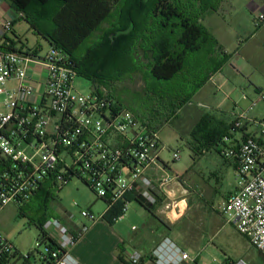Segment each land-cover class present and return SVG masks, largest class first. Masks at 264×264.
<instances>
[{
  "label": "built area",
  "instance_id": "obj_1",
  "mask_svg": "<svg viewBox=\"0 0 264 264\" xmlns=\"http://www.w3.org/2000/svg\"><path fill=\"white\" fill-rule=\"evenodd\" d=\"M14 20L10 14L0 17V213L11 203L25 205L47 181L62 188L77 177L107 202V211L122 203L115 222L125 219L130 195L147 205H160L165 216L175 211L180 217L186 209L180 207L184 199L167 196L161 200L159 196L171 183L182 180L169 172L161 157L165 148L159 130L138 121L109 95L75 89L78 73L62 49L50 45L44 55L9 49L11 43L5 37ZM259 101L264 102V89L247 111L235 113L236 119L221 139L220 153L236 161L240 178L221 212L264 255V121L248 117ZM246 122L259 127L258 135L231 144ZM172 158L179 160V153L175 151ZM80 214L95 222L105 213L97 216L84 209ZM41 233L48 255L32 262V255L24 256L0 232V264H41L45 260L80 264L72 254L79 235L56 218L48 219ZM143 258L138 250L128 252L131 264H140ZM151 259L157 264H183L191 258L165 238Z\"/></svg>",
  "mask_w": 264,
  "mask_h": 264
},
{
  "label": "rangeland",
  "instance_id": "obj_2",
  "mask_svg": "<svg viewBox=\"0 0 264 264\" xmlns=\"http://www.w3.org/2000/svg\"><path fill=\"white\" fill-rule=\"evenodd\" d=\"M132 1L127 0L125 5L118 4L83 49H87V46H91L94 42H99L103 35L117 28L119 22L126 21L133 5ZM183 1L188 2V0ZM205 2L217 6L216 9L225 2L215 34L214 30L208 29L220 46L222 44L228 46L229 51L224 50V52L237 73L234 75L230 71V66H225L223 74L228 78L226 86L222 85L218 88L210 77L193 98L181 107L171 122L159 130L162 145L165 148L161 157L168 164L169 172L183 177L185 187L193 191V203L185 209L184 202L185 206L181 208V211L184 209L185 211L181 218L171 221L160 212L159 219L165 221L170 230L168 238L189 253L191 260L183 264H223L227 259L229 264H264V255L253 247L249 240L236 230L233 222H229L230 218L221 212L223 204L237 189L240 180L234 166L220 153L223 144L220 143L217 147L203 146L198 144L191 134L193 126L207 113L233 123L236 119L235 113L247 111L252 102L259 99L258 90L264 89V77L243 57L247 48L242 51V54L235 53L240 42L250 36L255 27L249 9L250 0H202V3ZM196 5L199 6V2ZM143 12H137L136 30L144 27ZM205 15L206 13L200 21L206 26L203 21ZM22 19H18L14 26L17 36L22 38L26 47L33 48L38 43L41 44L43 47L41 55H44L48 50V44L40 32L48 28V21L38 23V29H35ZM8 34L13 37L12 32ZM125 44L127 43L119 39L112 47L114 54L111 58L114 57L113 61L122 58V69L130 66L124 56V51L127 50ZM19 48H22V45H19ZM222 48L224 49L223 46ZM100 50L104 52L106 48ZM84 52L86 54L87 50ZM139 55L143 59L142 50H139ZM109 72H111V66H105L99 74ZM144 77L145 73L139 69L127 72L107 85H100L99 81L94 83L87 76L79 74L74 86L82 93L97 90L109 95L117 102L120 101L127 110L143 107L142 110L148 109L153 112L167 111L169 107L165 103L159 104L150 99ZM13 85L14 82L9 84V86ZM221 101L223 103L217 105ZM248 117L258 122L264 121V102L259 101L248 113ZM252 129L254 131L257 129L254 123ZM190 146L196 147L199 153H194ZM175 151L180 155V159L176 161L172 158ZM46 189L39 197L31 196L24 209L11 203L0 213V232L24 256L32 255V262L38 261L43 255H48L46 244L41 242L42 233L39 228L41 221L52 218L65 223L75 222L74 220L78 219L84 220L80 215L81 210L94 208L98 203L94 210L99 215V207L102 204L90 188L77 177L72 178L62 188L58 183L49 182ZM179 199L182 197L177 198ZM173 213L177 216L175 211ZM118 223L125 224L129 230L131 226H135L137 230L133 233H142L158 226L162 228L159 234L166 232V228L160 224L154 213L138 201L130 203L125 221ZM196 258L198 262L195 261Z\"/></svg>",
  "mask_w": 264,
  "mask_h": 264
},
{
  "label": "trees",
  "instance_id": "obj_3",
  "mask_svg": "<svg viewBox=\"0 0 264 264\" xmlns=\"http://www.w3.org/2000/svg\"><path fill=\"white\" fill-rule=\"evenodd\" d=\"M6 1L14 11L22 13L23 18L35 29H38V23L48 21V28L40 34L48 39L50 45L66 52L78 75L83 74L94 83L99 81L100 85H107L127 72L143 70L150 99L159 104L165 103L169 108L164 112L142 110L143 107L129 111L153 130H160L170 123L181 107L229 59L215 36L200 21L208 10H216L217 6L202 3V0H133L126 21L119 22L117 28L103 35L99 42L87 46V49H83L86 43L111 16L115 7L120 3L125 5L127 0ZM198 2L199 6L196 5ZM137 12L145 15L144 27L140 30H136ZM119 39L127 43L124 56L130 66L125 69L121 68L122 58L115 61L114 57L111 58L114 54L112 47ZM8 48L15 50L12 44ZM101 48H106V51L101 52ZM84 50H87L86 54ZM139 50L143 52V59ZM244 55L249 57L248 49ZM105 66H111V72L99 74ZM118 103L121 108H125L120 101ZM228 130L229 127L207 113L193 126L191 134L200 145L217 146ZM190 148L194 153H199L196 147ZM49 182L34 197L44 193ZM135 200L153 212V206ZM20 207L24 209L25 205ZM121 208L122 203L115 204L104 214L103 219L110 224L115 223L114 219L121 213ZM47 220L41 221L40 229ZM42 238L44 241L43 234ZM195 261L198 262V259ZM143 263L144 258L140 264ZM41 264L51 263L45 260ZM223 264H229V260Z\"/></svg>",
  "mask_w": 264,
  "mask_h": 264
},
{
  "label": "crops",
  "instance_id": "obj_4",
  "mask_svg": "<svg viewBox=\"0 0 264 264\" xmlns=\"http://www.w3.org/2000/svg\"><path fill=\"white\" fill-rule=\"evenodd\" d=\"M225 2H223L224 4ZM218 6L216 10H208L206 12L204 23L206 24L207 28L210 30H214V34L216 29L219 27V21L221 20L220 13L224 10V6ZM249 9L253 17V24L255 25L253 32L250 36H248L244 41L240 42V45L236 49L235 53L242 54V51L247 48L249 57L242 55L245 60L251 65V67L258 71L264 77V20H259L260 15H264V0H250ZM6 14H10L14 17V24L12 27V36L9 34L5 37V41L11 43L15 50L17 51H29L41 54L43 49L41 44H37L35 47L31 48L29 46L26 47L22 41V38L17 36L15 30V24L17 23L18 19L23 18L22 13H17L14 11L9 3L6 0H0V17H4ZM24 19V18H23ZM22 19V20H23ZM25 20V19H24ZM26 21V20H25ZM27 22V21H26ZM28 23V22H27ZM29 24V23H28ZM30 25V24H29ZM220 41L221 38H218ZM44 40L48 44V49L50 48V43L47 38L44 37ZM19 45H22V48H19ZM224 47L225 52H228V46L222 44ZM225 66H230V71L235 75L237 73L236 68L230 62H227L221 70L214 73L211 76V80L214 82L215 85H218V88L226 86L228 78L223 74ZM227 68V67H226ZM239 71V70H238ZM240 72V71H239ZM231 73V74H232ZM260 88L258 91H260ZM223 102H219L217 105L222 104ZM221 121L226 127H230L232 123H228L224 120L218 119ZM252 122H246L243 128L233 136L231 144H238L241 140L248 136H257L259 127L257 125V129L255 131L252 129ZM219 145V144H218ZM217 145V146H218ZM216 146V147H217ZM231 165L237 171V163L234 159L228 160ZM185 181H175L171 183L165 193H159L160 199L163 200L167 196L171 197H182L184 199L181 202V208L185 206L186 209L190 203H193L192 192L188 188L185 187ZM237 190V189H236ZM232 192L228 198L236 192ZM99 199V198H97ZM101 200L102 204L99 207V212L97 215L96 211L94 210L99 204H95L94 208H89V210L96 214L97 216L102 215L103 213H107L108 204L105 200ZM137 201L135 198H131V202ZM130 202V203H131ZM185 202V203H184ZM161 206H156L153 209V213L155 217L159 220L160 224L166 228V232L159 234L161 231V227H153L150 230H146L145 232L140 233H133L137 229H133L135 226H131L130 230L125 226L123 223L115 222L110 224L108 221L104 220L103 218L95 221L90 222L89 220L83 218L84 220L78 219L74 220L75 222H63L60 220L64 225L68 227V229L76 234L79 235V241L77 245L72 249L73 256L78 260L80 264H126L125 261H128V252L130 249H135L140 251L144 256V263L143 264H157L153 259H151V254L153 251L161 244V242L168 238L170 235V230L166 225L165 221H161L159 218ZM184 214V213H183ZM183 214L181 216H183ZM81 215V214H80ZM180 217L174 216V213H169L168 216H165L168 220H177ZM126 218V217H125ZM125 221V219L123 220ZM120 221V222H123ZM174 223V222H172ZM120 257H123L122 260ZM191 260V259H190ZM189 260V261H190ZM188 261V262H189ZM187 263V262H186Z\"/></svg>",
  "mask_w": 264,
  "mask_h": 264
},
{
  "label": "bare ground",
  "instance_id": "obj_5",
  "mask_svg": "<svg viewBox=\"0 0 264 264\" xmlns=\"http://www.w3.org/2000/svg\"><path fill=\"white\" fill-rule=\"evenodd\" d=\"M180 207H181V205H180Z\"/></svg>",
  "mask_w": 264,
  "mask_h": 264
}]
</instances>
